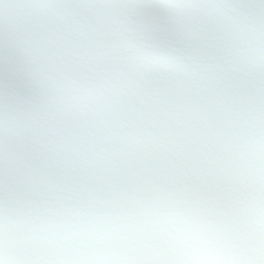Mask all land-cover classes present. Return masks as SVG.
I'll return each instance as SVG.
<instances>
[{"label":"snow or ice","instance_id":"6c2138e0","mask_svg":"<svg viewBox=\"0 0 264 264\" xmlns=\"http://www.w3.org/2000/svg\"><path fill=\"white\" fill-rule=\"evenodd\" d=\"M0 264H264V0H0Z\"/></svg>","mask_w":264,"mask_h":264}]
</instances>
